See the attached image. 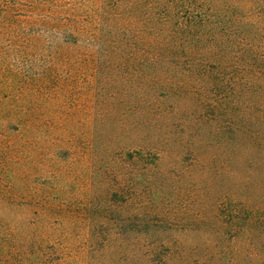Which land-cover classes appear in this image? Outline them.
<instances>
[{
	"label": "trees",
	"instance_id": "1",
	"mask_svg": "<svg viewBox=\"0 0 264 264\" xmlns=\"http://www.w3.org/2000/svg\"><path fill=\"white\" fill-rule=\"evenodd\" d=\"M182 203L200 264H264V0H0V264H157Z\"/></svg>",
	"mask_w": 264,
	"mask_h": 264
},
{
	"label": "rangeland",
	"instance_id": "2",
	"mask_svg": "<svg viewBox=\"0 0 264 264\" xmlns=\"http://www.w3.org/2000/svg\"><path fill=\"white\" fill-rule=\"evenodd\" d=\"M190 206L188 203H182L180 207L176 205L170 209L169 213H164L160 218H154L158 222L160 221L156 227L144 229L145 231L149 230L162 235L167 241V244L160 248L157 256L154 258L155 263L200 264L202 255L206 250L200 242H197L201 235V233L196 235L198 232L197 223L183 222V220L190 218ZM66 231L74 242L68 244L63 240L59 241V244H56L52 248H47L46 251H49L51 254L48 256L49 261H45L44 264H104L108 262L110 255L115 254V249L113 248L103 249L98 245H82L77 239L78 235H80V230L77 226H71ZM132 235L135 234L132 233ZM146 246L144 245V247ZM229 251L228 247L227 259H229ZM57 252H59V256L55 254ZM184 253H186V258ZM114 264L135 263L128 259H121L118 263Z\"/></svg>",
	"mask_w": 264,
	"mask_h": 264
}]
</instances>
